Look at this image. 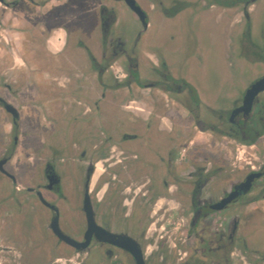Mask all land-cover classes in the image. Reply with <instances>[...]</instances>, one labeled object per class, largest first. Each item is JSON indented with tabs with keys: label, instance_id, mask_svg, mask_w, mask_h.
<instances>
[{
	"label": "flooded vegetation",
	"instance_id": "obj_1",
	"mask_svg": "<svg viewBox=\"0 0 264 264\" xmlns=\"http://www.w3.org/2000/svg\"><path fill=\"white\" fill-rule=\"evenodd\" d=\"M89 1L0 0V264H264V0ZM155 20L209 21L228 72L174 65ZM29 99L68 117L43 146Z\"/></svg>",
	"mask_w": 264,
	"mask_h": 264
},
{
	"label": "rangeland",
	"instance_id": "obj_2",
	"mask_svg": "<svg viewBox=\"0 0 264 264\" xmlns=\"http://www.w3.org/2000/svg\"><path fill=\"white\" fill-rule=\"evenodd\" d=\"M84 3L87 4V7H91L89 0H84ZM122 5L125 10L124 13L121 11V13H119L116 30L122 33L124 37L132 38L135 30V26L133 25V13L123 3ZM95 22L96 18H93L92 14L87 16L86 21H82L81 28L83 29V36L85 38H89ZM208 23L209 21H194L189 24L179 20L173 22L155 20L152 26L143 33V38L147 44L153 43L160 47L164 55L173 63L181 57L194 53V55L198 56L199 62L196 63L192 61L189 63V66H186V70L190 68L199 73L201 77L205 72L220 77L228 72L229 62L232 64L233 59L225 55V49L220 39L219 30H212ZM79 25V22L76 23L74 21L59 19L53 23L52 27H62L70 33L76 29V27H79ZM189 29H193V32H189ZM194 34L198 35L197 39L194 38ZM142 49L148 50L149 48L145 46ZM174 65H176V63ZM184 65H182V68ZM57 72L58 71H56V73ZM58 73L61 76H64V73H66L65 77H67V72L65 70H60ZM76 97L82 99L80 95ZM28 103V111L34 114V118L37 120L36 122L39 123V127L36 128L39 146H43L48 141L52 140L51 138L54 130L59 132L64 131L67 126V121L64 122V119L67 116L61 106L42 103L41 101L37 103V101L30 99ZM72 122L70 130L72 134H74L76 130H78V126L75 124L76 120L73 119ZM20 155L21 154L18 153L17 156H23ZM23 158L26 157L23 156Z\"/></svg>",
	"mask_w": 264,
	"mask_h": 264
},
{
	"label": "water",
	"instance_id": "obj_3",
	"mask_svg": "<svg viewBox=\"0 0 264 264\" xmlns=\"http://www.w3.org/2000/svg\"><path fill=\"white\" fill-rule=\"evenodd\" d=\"M126 2H127V4L132 8V9H134L137 13H139L140 14V11H139V9L134 5V3H133V0H126ZM254 88H256V87H254ZM256 90V89H255ZM6 107L8 108V109H10L11 110V107L9 106V105H6ZM16 117V116H15ZM69 242H71L69 239H67Z\"/></svg>",
	"mask_w": 264,
	"mask_h": 264
}]
</instances>
